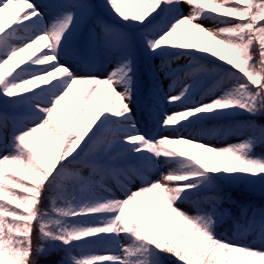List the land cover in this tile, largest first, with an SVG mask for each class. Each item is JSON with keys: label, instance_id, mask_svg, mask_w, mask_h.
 Here are the masks:
<instances>
[{"label": "snow or ice", "instance_id": "1", "mask_svg": "<svg viewBox=\"0 0 264 264\" xmlns=\"http://www.w3.org/2000/svg\"><path fill=\"white\" fill-rule=\"evenodd\" d=\"M0 106V264H264V0H0Z\"/></svg>", "mask_w": 264, "mask_h": 264}, {"label": "trees", "instance_id": "2", "mask_svg": "<svg viewBox=\"0 0 264 264\" xmlns=\"http://www.w3.org/2000/svg\"><path fill=\"white\" fill-rule=\"evenodd\" d=\"M150 102L146 91L143 89L140 97L137 100V108L140 109L143 116L147 119V128H152L154 125L148 118V113L146 111V105H148ZM239 119L244 120L247 119V117H240ZM257 123L264 124V116L261 117H255L254 118ZM256 155H264V146H258L255 149ZM224 187L226 191L230 192L232 195V198L236 201L235 205H229L225 204L224 207L228 208L230 207L233 211V213L238 214L239 208L241 205L249 206L250 208L254 206H258L259 208H264V188H262L259 185L255 186H249L243 183L233 184L229 185L227 183L224 184ZM231 222L229 221L227 224L221 226L218 229V232L222 236H230L231 235V229H230ZM249 237L247 238L246 242H249ZM34 248L36 247V242L34 241ZM78 254V253H74ZM63 253H54L51 257H48L45 259L44 257L37 258L35 254H33V259H38V264H50L51 261H59L63 257ZM169 264H171V261H169Z\"/></svg>", "mask_w": 264, "mask_h": 264}, {"label": "rangeland", "instance_id": "3", "mask_svg": "<svg viewBox=\"0 0 264 264\" xmlns=\"http://www.w3.org/2000/svg\"><path fill=\"white\" fill-rule=\"evenodd\" d=\"M35 2H36L38 5L43 6V5H46V4L50 3L51 0H35ZM92 2H93V3H101L102 0H92ZM184 11H185V14H186L187 11H188V9H187L186 6H185V8H184ZM204 23H205V25H206L207 27H209V28L214 27V25H213L212 23L208 22V21H204ZM78 40H79V37H77V38H76V41H74V42H78ZM156 62L159 63L158 60H157ZM185 62H186V61H185L184 59H181V60L179 61V63H181V64H183V63H185ZM101 75H103V73H101ZM168 83H169V81H167V80H164V81H163V89H164L165 92H167V90H168ZM141 90H142V89H141ZM139 95H140V94H139ZM139 95H138V96H139ZM137 98H138V97H137ZM162 106H163V105H162ZM0 110H2V106H0ZM133 110H134V112L136 113V118H137L138 121H139V118H140V121H139L140 127H141L142 129H144V128L147 126V123H146V120H145L144 118L141 117V114H139L138 109H137V107H136V104L133 105ZM169 110H170V109H169ZM164 134H165V135H168L169 133H164ZM185 135H187V133H185ZM243 138H244V137H242V136H229V137H226V138H220V139H216V138H208V139H205L203 142H205V143H209V144H212V145H214V146L219 147V146H223V145H225V144H231V143L239 142V140H241V139H243ZM153 178H155V176H154ZM138 184H139V181H137L135 184L132 185L133 190H135V188L138 186ZM117 195H119V196H121V198H123V197H122V194H121L120 192H117ZM184 207H187V206H184ZM250 209H259V207H258V206H255V207L250 208ZM249 235L252 236L251 239H250V241H251L252 243H256V245L259 246L258 241L256 240V234H255V233H252V234H249Z\"/></svg>", "mask_w": 264, "mask_h": 264}]
</instances>
